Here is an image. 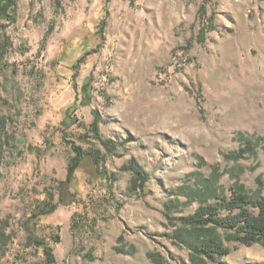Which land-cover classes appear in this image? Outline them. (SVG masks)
Segmentation results:
<instances>
[{
    "label": "rangeland",
    "instance_id": "1",
    "mask_svg": "<svg viewBox=\"0 0 264 264\" xmlns=\"http://www.w3.org/2000/svg\"><path fill=\"white\" fill-rule=\"evenodd\" d=\"M205 1L211 27L199 17ZM2 6L0 230L11 237L0 264H46L25 226L54 178H66L72 146L88 147L75 133L96 112L105 144L92 145L105 154V181L89 189L86 208L60 205L37 228L56 264H264V246L230 241L234 229L218 230L230 254L205 257L190 245L204 231L184 220L220 202L208 188L228 199L241 187L264 195V0ZM133 161L141 188H131ZM84 212L89 231L71 229Z\"/></svg>",
    "mask_w": 264,
    "mask_h": 264
},
{
    "label": "trees",
    "instance_id": "2",
    "mask_svg": "<svg viewBox=\"0 0 264 264\" xmlns=\"http://www.w3.org/2000/svg\"><path fill=\"white\" fill-rule=\"evenodd\" d=\"M9 2H15V0H1L0 4L3 5L2 7L8 9L7 4H9ZM55 2L59 6L62 0H55ZM205 3L206 1L199 10V17L200 19H204V23L206 22L207 27H211L212 20L207 18ZM204 25L205 24H203L202 31L200 32V41H205L206 27H204ZM86 84L82 91L84 94L83 96L90 99L91 87H86ZM89 102L90 100H87L83 104ZM79 103L80 102L75 100L73 105L67 110V113H69L72 108L77 109V107L82 104ZM71 117L70 114L69 118ZM100 121L101 117L98 112H96L93 122L83 126L85 129L84 132L75 133L76 141L88 144V147L78 144L72 146L73 155L69 160L66 178L63 180L54 178V187L50 192H47V196L41 206L33 210L27 220L25 230L28 233L29 242L45 257L46 264H56V257L54 254V247L51 243L37 235V228L41 224V221L46 216L53 213L60 205H70L81 201V203L84 204V208H86V197L89 195V189L91 187H97L100 182L105 181V154L101 149L92 145V139L94 138L103 141L105 144L99 126ZM71 125V119L66 120L65 118L60 127L61 135L65 136L64 133ZM51 143L52 142H49L48 144ZM248 148H250V146ZM248 148L243 147L240 154L246 153ZM129 168L134 173L131 180V188L143 187L145 176L142 168L135 161L131 162ZM79 173L83 174L85 177L84 188H78L77 186L80 179ZM259 183L262 187V180H259ZM207 191L210 192V197L212 193L215 194L217 198H220V202L217 204L200 206L196 213L184 217L185 222L204 231L203 238H201L200 234L197 241H191L190 245L193 246L194 249L197 251L199 250L201 254L211 259L216 256L230 254V247L225 245V239L218 233V230L221 228L225 230L234 229V231L229 234L230 241L234 240L245 245L260 243L264 246V195L259 193L258 195L251 196L244 190V187H241L239 191H235L230 199L224 196L220 197L219 194H216L215 188H208ZM57 194L59 195V199L56 201L55 197ZM251 206L257 208V210L253 211ZM222 208L228 210L225 216L220 214ZM92 225L93 222L88 219V213L84 212L80 214V216H78V214L73 216L71 229L88 232L89 227ZM10 237V234L7 235L5 230H0V249L7 243V239ZM54 240L59 242L60 236L56 234Z\"/></svg>",
    "mask_w": 264,
    "mask_h": 264
}]
</instances>
